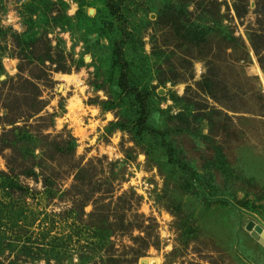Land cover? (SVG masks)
<instances>
[{
    "label": "rangeland",
    "instance_id": "1",
    "mask_svg": "<svg viewBox=\"0 0 264 264\" xmlns=\"http://www.w3.org/2000/svg\"><path fill=\"white\" fill-rule=\"evenodd\" d=\"M251 214L264 0H0V264H264Z\"/></svg>",
    "mask_w": 264,
    "mask_h": 264
},
{
    "label": "trees",
    "instance_id": "2",
    "mask_svg": "<svg viewBox=\"0 0 264 264\" xmlns=\"http://www.w3.org/2000/svg\"><path fill=\"white\" fill-rule=\"evenodd\" d=\"M241 47H243V50L245 51V56H246L248 53L246 52L245 46L244 45H241ZM255 50H256V52H258L257 51L258 50V47H255ZM119 87L122 88L125 91H133V92H137L138 93V91H136L135 87L132 85V83L127 78V75L124 72V67L122 69V74H121L120 81H119ZM137 97H142V96H141V94L138 93ZM140 103H141V105L143 107V110H144V108H145L144 100H140ZM164 145H165L164 147L168 150V153H169V157L171 159V162L174 165H179L183 170H185V171L188 172V174L190 176L191 189L198 190L199 188H201V185H202L201 184V178L197 175V173L195 172V170H193L192 168H190V167H188L186 165H180V164H178V161H176V159H174L175 150L172 149V147H171L170 144L164 143ZM204 200H205L206 206H208V207H211L214 204H219L218 201H212V199L209 198L206 195H204ZM222 203L223 204H228L229 202L222 201ZM2 245H5V243H2Z\"/></svg>",
    "mask_w": 264,
    "mask_h": 264
},
{
    "label": "water",
    "instance_id": "3",
    "mask_svg": "<svg viewBox=\"0 0 264 264\" xmlns=\"http://www.w3.org/2000/svg\"><path fill=\"white\" fill-rule=\"evenodd\" d=\"M238 209L242 212H245L241 208H238ZM251 216L255 220L249 221L245 229L250 233L251 237L255 241L259 242L264 247V224H262L255 215L251 214Z\"/></svg>",
    "mask_w": 264,
    "mask_h": 264
},
{
    "label": "crops",
    "instance_id": "4",
    "mask_svg": "<svg viewBox=\"0 0 264 264\" xmlns=\"http://www.w3.org/2000/svg\"><path fill=\"white\" fill-rule=\"evenodd\" d=\"M249 264H252V263H249Z\"/></svg>",
    "mask_w": 264,
    "mask_h": 264
},
{
    "label": "bare ground",
    "instance_id": "5",
    "mask_svg": "<svg viewBox=\"0 0 264 264\" xmlns=\"http://www.w3.org/2000/svg\"><path fill=\"white\" fill-rule=\"evenodd\" d=\"M149 263V262H148Z\"/></svg>",
    "mask_w": 264,
    "mask_h": 264
}]
</instances>
